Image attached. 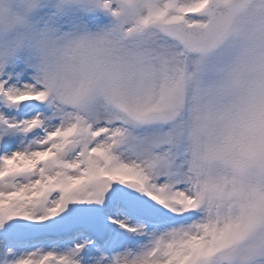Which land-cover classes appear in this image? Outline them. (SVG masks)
<instances>
[{
    "label": "snow or ice",
    "instance_id": "6c2138e0",
    "mask_svg": "<svg viewBox=\"0 0 264 264\" xmlns=\"http://www.w3.org/2000/svg\"><path fill=\"white\" fill-rule=\"evenodd\" d=\"M17 12L0 33V264H264V0Z\"/></svg>",
    "mask_w": 264,
    "mask_h": 264
},
{
    "label": "clouds",
    "instance_id": "9594fccd",
    "mask_svg": "<svg viewBox=\"0 0 264 264\" xmlns=\"http://www.w3.org/2000/svg\"><path fill=\"white\" fill-rule=\"evenodd\" d=\"M25 0H0V33L6 34L12 29L22 28L23 22L17 10ZM41 63H48L52 59V54L41 49L38 53Z\"/></svg>",
    "mask_w": 264,
    "mask_h": 264
}]
</instances>
